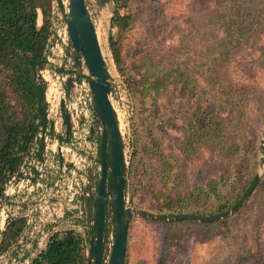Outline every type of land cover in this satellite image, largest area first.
<instances>
[{
    "label": "rangeland",
    "instance_id": "obj_1",
    "mask_svg": "<svg viewBox=\"0 0 264 264\" xmlns=\"http://www.w3.org/2000/svg\"><path fill=\"white\" fill-rule=\"evenodd\" d=\"M119 5L108 0L98 35L113 76L111 99L122 117L129 168L139 142L138 164L145 162L148 169L133 202L127 190L128 202L156 212L180 202L188 209L214 211L261 175L254 194L226 224L134 217L125 264H264V17L261 23L253 17L256 11L264 15V0H128L125 7ZM118 8L132 17L122 34L112 26ZM239 9L248 14H238ZM113 41L136 80V97L115 63ZM149 79L161 82L157 91L146 92ZM200 117L210 119L214 129L192 138ZM168 160L172 168H165ZM70 223L61 228L74 226L87 236L83 213ZM3 238L0 230V248ZM41 241L19 235L0 254V264H29Z\"/></svg>",
    "mask_w": 264,
    "mask_h": 264
},
{
    "label": "trees",
    "instance_id": "obj_2",
    "mask_svg": "<svg viewBox=\"0 0 264 264\" xmlns=\"http://www.w3.org/2000/svg\"><path fill=\"white\" fill-rule=\"evenodd\" d=\"M52 1L0 0V198L3 195L5 183L19 169L25 156L34 146L42 125L37 105V85L39 70L46 63L45 50L51 33ZM119 3V7H125L128 5V0H119ZM256 12L253 16L254 21L261 23L259 20H262L264 15L260 12L256 14ZM40 13L42 16L41 23L38 21ZM238 14L247 15L248 13L239 9ZM131 19L130 14H122L118 8L113 17L112 26H117L120 34H122L123 31L130 28ZM236 32H240V30L237 29ZM112 43L115 63L120 72L130 80L131 95L136 97L138 94L135 86L136 80L126 68L124 59L120 54V48L115 46L114 41ZM147 82L149 84L146 85V92L151 89L157 91L161 84L159 80L149 79ZM206 121L201 117L198 118L196 125H194L195 130L191 135L192 138L198 133L204 135V133L213 131L214 128L209 122L210 119ZM189 143L192 145L193 141L190 140ZM135 146L136 150L132 155L129 168L130 185L127 188L131 195V202L143 189L142 180L145 174L142 173H148V169L145 170L147 168L145 162L138 164L140 143H135ZM164 166L165 168H172L169 160L165 162ZM137 173L138 176H136ZM253 178L254 176L250 178L249 184ZM247 187L241 191L237 190L231 202L218 205L214 211L188 209L183 202L172 205L173 208L168 211H159L168 214L184 212L218 213L228 209L238 201ZM227 219L206 224L211 226L218 225L220 222L226 224ZM171 222L182 223L184 221ZM23 227V219H17L8 225L4 231L0 254L8 250L17 241ZM87 260V239L73 226L57 230L45 248L29 264H87Z\"/></svg>",
    "mask_w": 264,
    "mask_h": 264
},
{
    "label": "water",
    "instance_id": "obj_3",
    "mask_svg": "<svg viewBox=\"0 0 264 264\" xmlns=\"http://www.w3.org/2000/svg\"><path fill=\"white\" fill-rule=\"evenodd\" d=\"M108 0H53L57 16H65L68 32L67 49L72 59L66 58L65 66L76 68L87 77L88 97L97 115L92 134L97 138L98 165L87 169L89 181L83 194L82 213L88 226L87 264H125L128 229L131 219L140 217L159 222L189 221L212 223L235 214L249 199L259 183L256 173L245 193L228 209L214 214L193 212L161 213L131 205L126 197L129 160L125 150L124 134L118 111L111 99L113 76L104 56L99 35L98 21ZM66 87H73L69 76ZM48 82L39 73L37 105L44 127L48 124ZM61 110L66 128L70 130V115L64 99ZM49 130H54L50 122ZM264 136V130L262 132ZM38 154L42 156L46 144L45 133L37 136ZM260 164L264 166V138L260 145ZM81 213V214H82ZM92 233V235H91Z\"/></svg>",
    "mask_w": 264,
    "mask_h": 264
},
{
    "label": "built area",
    "instance_id": "obj_4",
    "mask_svg": "<svg viewBox=\"0 0 264 264\" xmlns=\"http://www.w3.org/2000/svg\"><path fill=\"white\" fill-rule=\"evenodd\" d=\"M57 11L52 1L47 63L39 71L48 82V124L41 125L38 133H45L44 151L42 156L38 154L36 138L19 169L5 183L0 198L1 232L12 221L23 219L20 236L44 240L39 242L38 253L61 225L76 222L83 210V194L89 181L87 169L99 166L97 138L92 134L97 115L89 101L87 77L64 64L66 58H72L67 49L65 16L58 17ZM69 76L73 77L71 89L65 84ZM62 99L70 115L69 131L62 115ZM50 122L54 124L53 131L49 130ZM68 214L71 221L66 220Z\"/></svg>",
    "mask_w": 264,
    "mask_h": 264
},
{
    "label": "crops",
    "instance_id": "obj_5",
    "mask_svg": "<svg viewBox=\"0 0 264 264\" xmlns=\"http://www.w3.org/2000/svg\"><path fill=\"white\" fill-rule=\"evenodd\" d=\"M38 21H39V23H41V22H42V16H41V15L39 16V19H38Z\"/></svg>",
    "mask_w": 264,
    "mask_h": 264
},
{
    "label": "flooded vegetation",
    "instance_id": "obj_6",
    "mask_svg": "<svg viewBox=\"0 0 264 264\" xmlns=\"http://www.w3.org/2000/svg\"><path fill=\"white\" fill-rule=\"evenodd\" d=\"M78 218V217H77ZM88 226L89 225H86V233H87V236H88ZM91 235H92V233H91Z\"/></svg>",
    "mask_w": 264,
    "mask_h": 264
},
{
    "label": "bare ground",
    "instance_id": "obj_7",
    "mask_svg": "<svg viewBox=\"0 0 264 264\" xmlns=\"http://www.w3.org/2000/svg\"><path fill=\"white\" fill-rule=\"evenodd\" d=\"M121 118H122V117H121ZM121 118H120V119H121Z\"/></svg>",
    "mask_w": 264,
    "mask_h": 264
}]
</instances>
